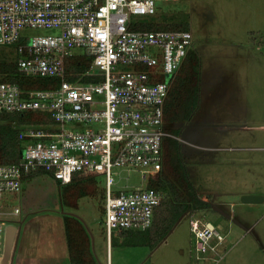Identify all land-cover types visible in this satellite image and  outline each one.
Instances as JSON below:
<instances>
[{"label": "built area", "instance_id": "built-area-1", "mask_svg": "<svg viewBox=\"0 0 264 264\" xmlns=\"http://www.w3.org/2000/svg\"><path fill=\"white\" fill-rule=\"evenodd\" d=\"M158 1L171 0H0V47L11 48L4 54L25 77L54 82L52 89L26 90L0 81V115L43 113L48 119L25 125L24 156L0 164V201L22 193L24 177L35 170L51 173L62 186L79 174L102 176L108 243L113 234L152 226L162 194L149 183L160 180L171 137L165 101L193 44L190 30L143 28L157 23ZM10 124L18 127V120ZM139 167L145 188L113 189L115 168ZM190 227L197 255L214 252L224 240L219 228L198 219ZM6 230L0 222V256Z\"/></svg>", "mask_w": 264, "mask_h": 264}, {"label": "rangeland", "instance_id": "rangeland-1", "mask_svg": "<svg viewBox=\"0 0 264 264\" xmlns=\"http://www.w3.org/2000/svg\"><path fill=\"white\" fill-rule=\"evenodd\" d=\"M212 1L216 2L217 0ZM206 3H208V0H206ZM205 6L204 4L203 8ZM157 8V23L189 24L192 30L190 31L192 34L194 32V37L198 36L202 13L203 20H206L208 16L205 11L201 10L200 0L158 1ZM219 14L221 15L222 13ZM209 33L215 37L216 29L210 27ZM29 34V37H33L47 34V32H30ZM199 42L194 44L197 50ZM10 51L11 48L0 47V53H8ZM255 100L256 108L260 107L262 110L261 113L259 109L260 114L258 117H262L264 116L263 83H261ZM198 114L200 113L198 112L190 121L179 125L170 126L166 123L165 129L167 132L169 128L179 130L177 135L168 132L171 135L169 139L176 142L173 151L175 162L182 166L186 172L190 171L191 178L198 189L200 177L201 179L202 177L204 178L202 179L201 191L205 189V186H207V190L214 186L216 191H221L223 194L217 199L225 205H218L217 207L213 205V208L206 213L198 210L183 214L174 229L156 247L114 246L110 250L109 259L107 252L108 241L103 225L102 187L105 188V178L102 176L95 177L99 184L95 197L87 196L79 199L76 209L66 207L62 203L61 187L58 186L52 177L44 175L33 178L27 181L24 194L6 195L0 201V222L6 228L14 226L23 230H30L37 236L36 239L40 241L39 244L42 247L52 250L55 241L56 245H59L60 241H62V244L65 242L64 216L81 218L92 229L93 247L97 264H108L107 256L109 264H264V207H261L258 214L249 217V205L242 204L241 199H237L235 194L228 193L233 188L237 192L240 185L244 184L243 182L248 174L246 165L225 166L222 165V159L218 158L216 160L214 152H210L211 149H206L205 143L201 142L206 139L203 136L207 133V130L201 129L202 119L197 116ZM17 125L20 126L19 121ZM12 126L17 127L15 125ZM208 134L209 136H218L221 133L214 131L212 126L208 130ZM165 150L164 160L170 152L167 147L166 149L164 147ZM24 152V149L20 151L21 157L24 156ZM226 157H233V153H228ZM199 163L203 165L200 166ZM262 163L261 166L264 168V162ZM140 169L141 167L132 170L115 168L113 189L125 191L145 188L146 182L141 180ZM231 170L233 171L231 172ZM256 175L259 178L261 177L259 173H256ZM238 182L240 185L236 188L235 186L228 187ZM197 194L199 196L198 191ZM16 208L20 209L19 215L14 214ZM217 215L221 216L217 217L218 220L215 219ZM192 219L201 220L203 221L202 223L212 222L216 224V222H220L222 224L223 229L220 232L224 236V240L217 244L214 252L196 254L190 227ZM229 228L230 230H228ZM118 241L121 243L120 239ZM66 264H69V262Z\"/></svg>", "mask_w": 264, "mask_h": 264}, {"label": "crops", "instance_id": "crops-1", "mask_svg": "<svg viewBox=\"0 0 264 264\" xmlns=\"http://www.w3.org/2000/svg\"><path fill=\"white\" fill-rule=\"evenodd\" d=\"M200 3L201 10L208 16L203 20L202 13L198 36L194 37L193 32L191 49L197 52L200 58V90L198 109L192 118L200 113L197 116L202 119L201 129L207 130L203 136L206 139L201 142L205 143L206 149L214 152L216 160L222 159V165L225 166L246 165L248 174L244 184L240 185L239 180L237 184L229 185L228 187L235 186V188L240 185V188L237 192L233 188L228 193L235 194L237 199L246 195L260 196L264 199V168L261 166L264 162V116L258 117L262 110L260 107L256 108L255 100L261 83L264 84V0H217L216 2L208 0V3L206 0H200ZM188 26L191 30V26L189 24ZM210 27L216 29L215 37L210 35ZM198 42L197 50L194 44ZM212 126L214 131L221 134L209 136L208 130ZM228 153H233V157L227 158ZM199 165L203 164L199 163ZM256 173L261 177L259 178ZM187 174L194 187L190 171H187ZM202 179L201 177L199 179V189L195 186L200 200L206 204V207L200 211L206 213L213 208V205L216 207L225 205L217 199L223 193L216 191L214 186L208 190L205 186V189L200 190ZM26 183L24 182L23 194L26 192ZM244 205H249V217H252L264 207V200L259 204ZM217 217L221 216H215L218 220ZM78 219L90 236L92 253L96 259L92 229L83 219ZM206 223L219 228L220 231L223 229L220 222ZM16 229V241L9 264L69 262L66 236L63 244L59 240V245H56L53 237L54 248L48 250L39 244L37 236L30 230ZM110 250L111 246L108 243L109 259ZM109 259L107 256L108 264ZM0 264H2L1 259Z\"/></svg>", "mask_w": 264, "mask_h": 264}, {"label": "trees", "instance_id": "trees-1", "mask_svg": "<svg viewBox=\"0 0 264 264\" xmlns=\"http://www.w3.org/2000/svg\"><path fill=\"white\" fill-rule=\"evenodd\" d=\"M148 30H189L186 23H149L143 27ZM0 81L12 82L26 90H47L53 88L50 79L27 78L18 73L15 60L0 53ZM76 64L80 60H75ZM89 66L80 63L78 72H83ZM200 90V58L193 49H190L177 73L173 76L164 106V120L168 125L182 124L191 120L199 105ZM47 115L43 113H31L25 117L17 115H0V164H12L20 160L22 148L21 134L25 125H40L47 123ZM18 120V127L10 124V121ZM168 132L178 134V129L169 128ZM171 142V143H170ZM175 141L165 140V149L170 152L163 162V171L158 182H150L152 188L162 194V202L156 208L152 226L145 232L121 231L113 234L110 246L156 247L174 229L187 212L204 209L206 204L202 202L193 187L187 172L178 165L174 159ZM167 144V146H166ZM166 152V150L164 151ZM49 175L45 170H35L24 178V182L33 178ZM62 203L66 207L77 208L79 199L96 195L99 184L96 178L82 174L74 176L71 183L62 186ZM103 188V202L105 189ZM104 217V207H103ZM104 224V221H103ZM64 231L66 236L68 259L70 264H97L92 253L90 236L82 222L73 216H64ZM121 240L119 243L118 240Z\"/></svg>", "mask_w": 264, "mask_h": 264}, {"label": "water", "instance_id": "water-1", "mask_svg": "<svg viewBox=\"0 0 264 264\" xmlns=\"http://www.w3.org/2000/svg\"><path fill=\"white\" fill-rule=\"evenodd\" d=\"M244 204H259L263 202V197L255 195H246L241 198ZM17 229L14 226H9L6 230L5 245H4V260L2 264H9L14 244L16 241Z\"/></svg>", "mask_w": 264, "mask_h": 264}, {"label": "bare ground", "instance_id": "bare-ground-1", "mask_svg": "<svg viewBox=\"0 0 264 264\" xmlns=\"http://www.w3.org/2000/svg\"><path fill=\"white\" fill-rule=\"evenodd\" d=\"M0 257H1V262H2V260H4V255H1Z\"/></svg>", "mask_w": 264, "mask_h": 264}]
</instances>
